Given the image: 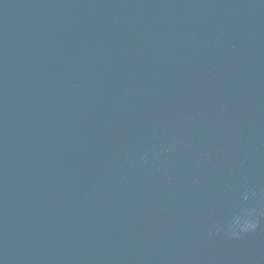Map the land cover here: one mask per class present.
<instances>
[{
	"label": "water",
	"instance_id": "obj_1",
	"mask_svg": "<svg viewBox=\"0 0 264 264\" xmlns=\"http://www.w3.org/2000/svg\"><path fill=\"white\" fill-rule=\"evenodd\" d=\"M0 264H264V0H0Z\"/></svg>",
	"mask_w": 264,
	"mask_h": 264
},
{
	"label": "clouds",
	"instance_id": "obj_2",
	"mask_svg": "<svg viewBox=\"0 0 264 264\" xmlns=\"http://www.w3.org/2000/svg\"><path fill=\"white\" fill-rule=\"evenodd\" d=\"M238 224H239L240 231H242V232H247V231L253 230L256 226L254 221L247 219L246 217L239 218ZM233 234L235 235L238 233L234 232Z\"/></svg>",
	"mask_w": 264,
	"mask_h": 264
}]
</instances>
